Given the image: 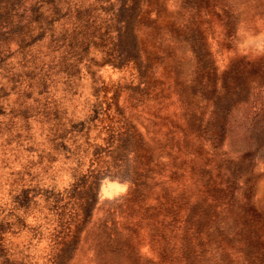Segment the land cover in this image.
I'll return each instance as SVG.
<instances>
[{
    "label": "rangeland",
    "instance_id": "1",
    "mask_svg": "<svg viewBox=\"0 0 264 264\" xmlns=\"http://www.w3.org/2000/svg\"><path fill=\"white\" fill-rule=\"evenodd\" d=\"M15 1L0 264H264V0Z\"/></svg>",
    "mask_w": 264,
    "mask_h": 264
},
{
    "label": "water",
    "instance_id": "2",
    "mask_svg": "<svg viewBox=\"0 0 264 264\" xmlns=\"http://www.w3.org/2000/svg\"><path fill=\"white\" fill-rule=\"evenodd\" d=\"M6 2H7V5L5 7L4 14H17V15H20L19 12L17 11V5H16V1L15 0H6ZM32 41H33V38H31L30 40H28L26 42L24 41L21 44V46L24 47V46L28 45ZM5 60H6V56L0 54V65H3Z\"/></svg>",
    "mask_w": 264,
    "mask_h": 264
}]
</instances>
